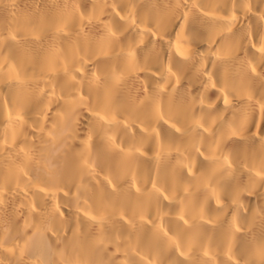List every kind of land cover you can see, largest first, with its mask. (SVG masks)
<instances>
[{"label":"bare ground","instance_id":"1","mask_svg":"<svg viewBox=\"0 0 264 264\" xmlns=\"http://www.w3.org/2000/svg\"><path fill=\"white\" fill-rule=\"evenodd\" d=\"M0 264H264V0H0Z\"/></svg>","mask_w":264,"mask_h":264}]
</instances>
